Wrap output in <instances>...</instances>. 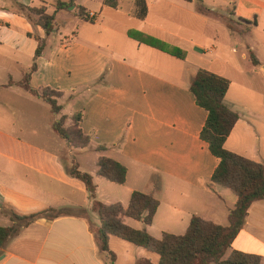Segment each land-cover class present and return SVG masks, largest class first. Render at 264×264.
<instances>
[{"label": "crops", "instance_id": "crops-1", "mask_svg": "<svg viewBox=\"0 0 264 264\" xmlns=\"http://www.w3.org/2000/svg\"><path fill=\"white\" fill-rule=\"evenodd\" d=\"M135 1L121 0L120 7L114 9L105 0H78L77 5L87 15H95L94 23L81 18L75 7L61 10L56 15L55 32L47 36L42 27L19 12L18 5L46 6L53 14L58 2L68 0H0V69L7 72V84L10 80L21 82L34 64L37 38L46 40L37 71L31 77L32 87L62 93L58 100L63 108L61 115H81L79 128L91 138V144L86 149H76L79 154L90 150L96 162L102 156L116 160L127 168L128 176L134 170V177L143 185L142 189L130 186L127 178L116 195H111L103 181L111 182L97 176V167L91 174L98 199L106 205L121 203L127 208L132 193L139 191L160 203L151 226L129 218L128 226L146 228L157 239L166 233L183 235L193 216L228 226L237 197L231 190L212 183L220 160L201 139L208 112L197 105L190 90L197 70L204 68L191 71L187 67L190 58L195 59L204 46L188 36L199 32L197 24L203 29L210 26L215 19L212 15L230 6L235 21L229 20L234 25L255 22L256 28L264 32V0H212L213 4L222 3L217 10L206 6L204 0H144L148 8L144 19L136 16ZM94 4L97 10L91 8ZM194 4L197 8L190 10L188 7ZM200 5L212 14L200 13ZM88 25L97 31L85 28ZM131 31L183 50L185 60L138 43L129 37ZM204 70L227 79L221 71ZM228 95L229 92L225 104L240 119L227 139L226 149L264 163L263 121L235 109L228 103ZM31 99L45 104L32 96ZM61 115H54L51 125ZM72 124L69 119L67 126ZM26 146L16 152L10 143L0 142V226L13 225L10 217L2 213V206L19 215L48 208L70 209L75 215L40 219L22 229L0 249V264H108L91 230L90 224L98 228L100 220L92 212L84 183L65 172L58 156L42 147ZM99 147L107 151L97 152ZM82 209L89 213L90 222L76 216ZM121 241L110 238L116 264L150 259L146 249ZM232 249L258 255L264 264V201L252 205L246 226Z\"/></svg>", "mask_w": 264, "mask_h": 264}, {"label": "trees", "instance_id": "trees-1", "mask_svg": "<svg viewBox=\"0 0 264 264\" xmlns=\"http://www.w3.org/2000/svg\"><path fill=\"white\" fill-rule=\"evenodd\" d=\"M77 1L58 2L53 14L48 13L46 6L27 7L19 4L18 9L32 24L42 27L47 36H50L56 30L57 13L61 10H69L71 7L76 8L81 18L94 23L95 19L87 15L85 9L77 5ZM105 4L118 9L121 0H105ZM135 5L136 16L140 19L146 18L148 14L146 2L136 0ZM198 11L207 15L212 14L209 9L201 5L198 6ZM227 27L233 29L231 25ZM128 35L140 44L168 53L180 60L186 58L183 50L170 48L164 42L144 33L131 31ZM37 41L39 46L30 71L25 73L21 82L15 83L10 80L4 88L19 87L30 96L42 100L50 107L54 115L59 116L63 108L58 100L63 97V94L51 89L36 90L31 85L32 74L37 71V60L42 56L46 47V40L37 38ZM252 60L255 66L259 65L255 55H252ZM229 89L230 82L227 79L204 69L197 70L190 87L197 105L208 112L201 139L209 145L211 153L220 160L213 174L212 183L231 190L237 197V203L229 214L228 226L193 216L183 235L166 233L161 239H157L146 228L136 230L126 224L128 218L140 221L147 227L153 224L160 203L152 195L134 191L127 208L121 203L106 205L98 199L97 187L92 174L80 171L78 164H73L67 169L72 178L81 181L86 187L92 201V212L100 220L98 228H93L90 224L91 230L101 251L107 255L108 264H116L117 261L116 254L110 248L111 237L142 247L159 256L158 263L143 258L136 264H262V257L232 249L235 240L246 226L250 208L254 203L264 201V163L247 159L230 152L225 147L228 137L240 119L239 115L225 104ZM69 119L73 120L71 126H67ZM80 121V114L72 118L61 115L60 119L52 124L54 132L70 150L86 149L91 144V138L84 135L79 128ZM106 151L104 147L97 148V152ZM97 167L98 177L117 185H124L127 182L128 170L116 160L102 156L97 162ZM1 211L10 217L13 225L11 227L0 226V249H4L9 240L19 235L22 229L28 228L40 219L56 220L75 215L70 209L54 208L31 215H19L7 206H2ZM88 215L89 213L82 209L76 216L90 222Z\"/></svg>", "mask_w": 264, "mask_h": 264}, {"label": "rangeland", "instance_id": "rangeland-1", "mask_svg": "<svg viewBox=\"0 0 264 264\" xmlns=\"http://www.w3.org/2000/svg\"><path fill=\"white\" fill-rule=\"evenodd\" d=\"M204 1L206 6L215 7L216 10L223 7L222 3L213 4L212 0ZM196 4L188 8L195 10ZM232 7L230 6L226 11H218V15H212L215 19L210 26L204 29L200 24H197L196 28L194 26L203 36L198 32L190 34L188 39L200 42L204 47L200 53H197L195 59L190 58L191 63L187 67L191 71L196 68H204L224 73L230 82L228 103L245 115L249 114L252 116L251 118H259L264 123V32L261 28H256L255 22L246 24L247 26L242 23L234 25L235 23L229 20L233 19ZM91 8L97 10L98 5L94 4ZM228 25H231L233 29H229ZM85 28L94 32L97 29L93 25H88ZM81 30L84 32L83 26ZM250 47L253 51L250 50ZM252 55H255L262 64L255 66ZM13 75L17 77L16 74L13 73ZM7 82V72L0 69L1 143L5 141L10 143L16 152L22 151L28 144L42 147L45 152L60 158L66 173L73 164H78L80 171L89 174L95 168L97 169V162L92 151L85 150V153L79 154L76 150H70L54 132L51 125L54 115L49 106L32 100L29 94L17 86L11 90L3 88ZM261 126L264 131V125ZM14 173L18 174V171ZM135 173L131 169V174L127 177L129 178L128 184L142 189L143 185L137 182V178L134 177ZM103 182L108 186L106 188L111 195H116V191L121 188L119 185ZM5 225L8 226V223ZM146 252L154 263L159 262L158 255Z\"/></svg>", "mask_w": 264, "mask_h": 264}, {"label": "built area", "instance_id": "built-area-1", "mask_svg": "<svg viewBox=\"0 0 264 264\" xmlns=\"http://www.w3.org/2000/svg\"><path fill=\"white\" fill-rule=\"evenodd\" d=\"M90 17L93 18V19H95V15L90 14Z\"/></svg>", "mask_w": 264, "mask_h": 264}, {"label": "water", "instance_id": "water-1", "mask_svg": "<svg viewBox=\"0 0 264 264\" xmlns=\"http://www.w3.org/2000/svg\"><path fill=\"white\" fill-rule=\"evenodd\" d=\"M70 10H74V7H71Z\"/></svg>", "mask_w": 264, "mask_h": 264}]
</instances>
